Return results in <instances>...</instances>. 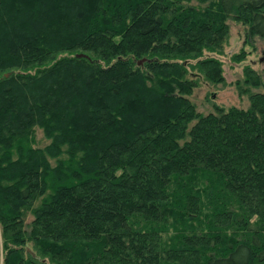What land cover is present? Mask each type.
Segmentation results:
<instances>
[{
  "label": "trees",
  "instance_id": "1",
  "mask_svg": "<svg viewBox=\"0 0 264 264\" xmlns=\"http://www.w3.org/2000/svg\"><path fill=\"white\" fill-rule=\"evenodd\" d=\"M229 19L264 37V0H0L2 264H264V74L188 97Z\"/></svg>",
  "mask_w": 264,
  "mask_h": 264
},
{
  "label": "rangeland",
  "instance_id": "2",
  "mask_svg": "<svg viewBox=\"0 0 264 264\" xmlns=\"http://www.w3.org/2000/svg\"><path fill=\"white\" fill-rule=\"evenodd\" d=\"M226 25L227 33L222 43V52L220 55L212 54V56L220 61L223 78L222 83L209 84L200 78L199 84L192 89L188 96L195 105L196 111L201 114L213 112L212 103L223 108L229 106L245 108L248 105L247 96L249 93L263 91L261 86L253 87L243 82V67H248L252 70L254 77L260 80L264 74V59L259 61L264 52V37L249 34L246 31V26L230 19L227 20ZM240 50L243 52V56L237 60L236 57L239 55L236 54ZM75 54H83L84 57L87 56L84 52H64L59 53L54 59L69 57L71 55L75 56ZM247 79L253 83V75L249 74ZM33 136L34 145L42 147L47 143L39 128H34ZM29 220H31L30 213H26L24 215V222L27 223ZM1 240L0 227V264H2L4 252Z\"/></svg>",
  "mask_w": 264,
  "mask_h": 264
},
{
  "label": "water",
  "instance_id": "3",
  "mask_svg": "<svg viewBox=\"0 0 264 264\" xmlns=\"http://www.w3.org/2000/svg\"><path fill=\"white\" fill-rule=\"evenodd\" d=\"M75 57H84V55L83 54H75ZM264 59V52L262 53V56L260 57V59H259V61H261V60H263ZM138 63H140V61H138ZM4 75H6V74H4ZM28 252H30L28 249H26ZM31 253V252H30ZM31 255L32 256H34L33 255V253H31Z\"/></svg>",
  "mask_w": 264,
  "mask_h": 264
}]
</instances>
